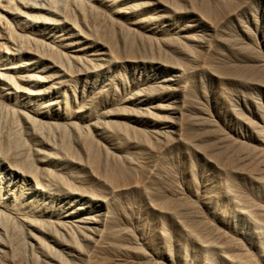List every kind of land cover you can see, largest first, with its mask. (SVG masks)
<instances>
[{"label":"rangeland","instance_id":"obj_1","mask_svg":"<svg viewBox=\"0 0 264 264\" xmlns=\"http://www.w3.org/2000/svg\"><path fill=\"white\" fill-rule=\"evenodd\" d=\"M52 11L0 102V264H231L264 203V0Z\"/></svg>","mask_w":264,"mask_h":264},{"label":"bare ground","instance_id":"obj_2","mask_svg":"<svg viewBox=\"0 0 264 264\" xmlns=\"http://www.w3.org/2000/svg\"><path fill=\"white\" fill-rule=\"evenodd\" d=\"M55 3L56 0H0V102H6L3 99L6 100L12 90H19L17 81L26 83L28 78H32L28 68L31 66V60H26L23 56L44 47H55L52 40L44 36L42 31L45 25H56L52 19L45 17V14L53 13ZM49 4L51 5L48 6ZM60 7L62 8V5ZM64 16L60 9L61 19L67 20ZM6 105L11 109L10 103ZM28 120L35 121L31 117ZM257 205L256 210L249 215L255 225V237L249 240L250 237L237 233L230 237V240L227 239L230 254L225 253L231 264H264V203ZM11 207L8 203L0 201V222L13 214Z\"/></svg>","mask_w":264,"mask_h":264}]
</instances>
